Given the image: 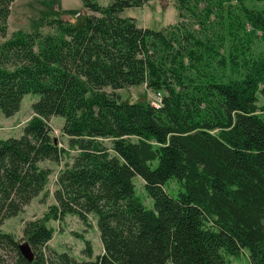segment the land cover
I'll list each match as a JSON object with an SVG mask.
<instances>
[{
    "label": "trees",
    "instance_id": "16d2710c",
    "mask_svg": "<svg viewBox=\"0 0 264 264\" xmlns=\"http://www.w3.org/2000/svg\"><path fill=\"white\" fill-rule=\"evenodd\" d=\"M149 1L82 0L80 20L7 37L14 0H0V114L37 96L22 133L0 139V225L47 186L41 163L64 161L48 211L20 240L0 229V264H227L244 249L264 264V0H175L178 21L159 29L122 15ZM142 84L158 104L116 92ZM66 215L95 220L99 255L88 240L86 259L49 251L48 222Z\"/></svg>",
    "mask_w": 264,
    "mask_h": 264
},
{
    "label": "rangeland",
    "instance_id": "374dc122",
    "mask_svg": "<svg viewBox=\"0 0 264 264\" xmlns=\"http://www.w3.org/2000/svg\"><path fill=\"white\" fill-rule=\"evenodd\" d=\"M96 2L106 5L112 0H95ZM175 0H151L141 7L127 8L122 12L124 16L135 18L138 26L159 29L169 24H175L178 21L177 10L174 6ZM84 8L82 0H14L11 4L10 16L7 19V37L18 29L39 32L42 35L52 33L53 30L46 23L52 18L64 17L67 19H81L84 17ZM4 38L0 36V42ZM109 89L108 91H110ZM121 100L129 103H152L158 104L160 96L157 92L146 88L144 84L132 86L125 89L116 90ZM257 104L264 109V93L257 94ZM37 96L34 94H25L22 98L19 110L9 117L0 114V139L10 136H19L27 121L32 118V103ZM264 120V110L262 112ZM64 118L53 116L49 118L48 124L51 127L53 136L63 146H67V137L62 132ZM64 161L57 163L46 160L41 166L49 168L51 173L48 183L43 192L35 199L33 198L23 207V211L16 216L7 218L0 225L2 231L11 233L15 238L21 239L25 223L29 220L41 217L48 206L55 202L53 192L56 188L55 180L57 173L62 168ZM135 185V195L148 208L153 207V199L147 195L144 182L139 176L133 177ZM179 185L175 180H169L166 189L170 193H176ZM90 226L85 225L76 216L66 215L63 219L49 221L48 226L54 229L53 236L49 240V251L68 252L74 258L81 260L86 259L84 255L85 240H88L92 246V258L102 252V244L99 238V232L95 225V220L89 217ZM227 264H250L248 252L246 249L239 256L226 255Z\"/></svg>",
    "mask_w": 264,
    "mask_h": 264
}]
</instances>
